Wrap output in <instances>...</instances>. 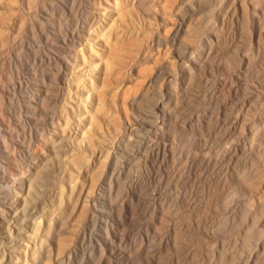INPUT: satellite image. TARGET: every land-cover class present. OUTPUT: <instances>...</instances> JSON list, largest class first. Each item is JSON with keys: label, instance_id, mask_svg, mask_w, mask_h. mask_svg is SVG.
I'll list each match as a JSON object with an SVG mask.
<instances>
[{"label": "rangeland", "instance_id": "1", "mask_svg": "<svg viewBox=\"0 0 264 264\" xmlns=\"http://www.w3.org/2000/svg\"><path fill=\"white\" fill-rule=\"evenodd\" d=\"M4 1H6V2L10 1L13 3L14 12L13 11H11L13 13L9 12V10H8L9 6L7 9H3V7L0 6V31L2 28H4V26H2V22L5 21L6 24L8 23L7 24L8 26L11 23V29H10L11 31L9 30L10 31L9 35H12V36H9L8 38H4L5 39L4 41L7 44L5 45V43L3 42L4 47L2 46L0 49V53L2 52L0 54V109H1L0 110V119L2 118L3 120H5V121L2 120L4 122L3 123L4 126H0V127L2 128L1 130L3 131L1 133V135L4 137L6 136L5 138L8 137L5 141V143L7 142L6 144H9V145H6V146H8L6 148L8 150L4 149L2 147L3 143L1 144V141L3 142V138L0 137V139H1L0 140V149H1L0 150V161H4L6 158H9V159H11V161H13L12 162L13 165H15L17 162V165H15L17 167V169L12 170V172L14 173V175H13L14 177H12L13 181L10 182V185L12 184L11 186L12 187L14 186L19 191L18 196H16V198H14L15 203L18 202L17 204H13L14 206L11 204L10 205L5 204L2 206V208L7 212L6 215H7V218L9 220L7 223H3L2 221H0V241L2 240V242L4 243V247L2 250L4 251L6 259H8L9 254H11V253H13V255H14V253L20 254L19 253V247L21 246V242L23 240H27L25 236L27 233L26 232L27 229H29L30 221H32L34 219L39 220L40 218L43 221L45 218L44 216H46V218L48 217V219L52 218L51 219L52 223L50 220V223L52 224L50 227L54 226L53 227L54 229L51 228L53 231L51 229L49 231L51 233V234L49 233L50 237L51 236L52 237L57 236L58 240H60L64 243V248L59 250L58 247H56L57 241H55V242L53 241L52 245L50 247L51 253H49L50 251H47V249L44 248V249H46L47 253L45 252V254L43 255L42 251H41L40 257H39L40 259L38 258V262H39L38 264H139V263L140 264H182L183 262L184 263L188 262V264H191V263L196 264V262H197V264H206L210 260L211 261L214 260V261H212L213 263L210 261L211 264H214L215 260L217 261L219 254L220 255L222 254L221 257L219 256L221 259L218 258L220 260H219V262H216L215 264H218V263L220 264V261H221V264H223L224 262H225L224 264H227L228 261H230V259H231V258H229L230 252L231 253L233 252L232 255L235 254V256H233V257L231 256L232 258H234V261H233V259L231 260V264L232 263L233 264H235V263L236 264L237 263L238 264H240V263L245 264L246 262L248 264H250V263L251 264H253V263L258 264L259 262H262V264H264V259H261L262 256L264 255L263 254L264 250L262 251V247L264 249V242H263L264 236H263V238H262V236H260V235H264V231H263V229H264V223H263L264 222V216H263L264 215V209L263 210L258 209L260 207L264 208V204H263L264 203V138L262 139V137H264V113H263L264 112V44H263L264 43V39H263L264 38V19H262L263 21H261V24H262V26L260 25L261 28H259L260 26L256 27V25L250 21L249 13H244L242 8H239V7H242L243 5L250 7L253 0H189L186 2H185V0H181L183 5L180 3H177L178 4L177 9L179 8V10L177 11V9H176L175 13L178 12V14H179L180 10H182L181 6L187 5L186 3H188V5L190 4L191 7L183 9V12L181 13V17H182L181 22L183 23V27L181 28V30L175 31L173 33V40H174L173 45H171V47L169 46V47H166L165 49H161L162 51H159V53L153 51V55L157 56L156 57L157 60L153 56L155 58V60H153V63L149 59H148L149 60L148 62L140 61L141 64H140V62H138V63L136 62V65L134 66V70L132 72L127 73V80L125 81L128 84V85H126V88L128 89V86H129V88L131 87L130 89L133 90L134 95L136 96V101L138 102V100H139L138 104L141 103L140 105L143 107L145 112L150 111V109H152L151 108V106L153 105L152 104L153 103L152 91H154L153 90L154 88H156V89L161 88L162 94H164L166 96H167V91H170V93H172V95L170 96V98L168 100L169 102L166 101L167 106L170 108V110H169L170 116L165 117L168 120H167L166 126L164 127V129H165L164 134L165 135H163V139L166 140L167 144L170 143L171 146L170 147L168 146V148L166 146V149H165L166 152H165V150L161 152V150H163V149L160 147L159 144L154 143V138L152 136L153 133H151V135L148 136L147 139L146 138H136V139H139L138 143H136L133 140V139H135V137H132V138L129 137L130 140L125 138L127 142H125V139H124V142H122V143L125 144L123 146H126V147H123L122 143H119V146H121V148L118 146V144H116V147L118 146V148H119V150H118V148L116 150L118 152L115 151V153H116L115 156H117V158L115 159L112 156L109 158V160L106 162V165L104 167L103 174L100 175V177H99L100 179L98 178L99 181H98V179H97L98 182L96 181V185H98V187L100 188V191L98 192L99 195H96V202L98 205H100L99 204L100 202L103 203L105 206L103 207L102 210L104 211V208L106 210L104 212L102 211V213H101V211H95L96 213H94V211H91L92 213H94V214L90 213V216L92 214V216H91L92 218L91 217L89 218L87 216L89 213H87V212L85 213V210L83 211L81 205L75 201V200H77V198H74V195L72 196L74 199H72V197H71V199H72L71 201H70V199H68L69 203L67 202L68 200L65 199L68 197L64 198L63 204L65 205L67 203L68 205H65V207H63L64 205H62L60 208L62 211H59L60 209H58V208L56 209L55 206L52 205L53 200H55L54 197H55V193H56L55 191L58 188L57 186L58 185L61 187L64 186L63 188H65L67 186L66 180L68 178H66L67 177L66 175H68V174H66V173H68V172L65 173V171L66 170L67 171L68 170L73 171L72 170L73 168H69V166L68 167L65 166V160H67L66 158H68V156H66V155H69V152L71 151L70 150L71 147L73 148V146H72L73 145V141H72V138H73L72 132L73 131L69 128L68 130H66L63 137L58 136V138H57V136H55L53 133H49L48 130L51 129L50 132H53V129L57 130L56 124L58 123V121L59 122L62 121L61 120L62 116H61L60 110L61 109L70 110L69 106H72V107L74 106L73 107L74 112L73 113L67 112L68 117L71 114L70 119L72 118L71 119L72 123H76V121L79 122V120L76 119L77 115L74 113H76V109H77L76 105H75V103H76L75 101H78V99L80 98L79 91H81V90H78V92H77V90L73 87V85H71L70 86L72 89V90H70L71 100L66 99V97H67L66 93L67 92L64 90L66 88V86L58 84L60 86L59 87L57 85V82H56L57 76L56 75H58V70H57V68H55L57 71L54 70L53 67H55V66H53V64L50 65V64H48V62L47 63L45 62L46 59L44 57V54H45L46 49L50 47L48 45L52 44V42L50 43L51 40L49 41L50 37L54 36V37H51V38H53V40H52L53 42L61 41L62 38H59V37L61 34H64V32L67 33L68 36L64 35L61 37L65 38V36H66V39L68 40V42L66 41L68 43V44L66 43V45H67L68 49H70L72 41H69V39H71L70 35L73 32L69 33V31H72V30L74 31V30L81 28V27L83 28V36L81 37L80 42L84 43V42H86V40H89L92 43H94L93 40H90L89 32L92 31V28L96 27L98 25V23H100L101 20L103 19V15H104V12H102L103 9L107 10V11L109 9H111V7H112L111 0H99V2L98 1L96 2L95 0L94 1L93 0H74L73 6H69L71 9L69 7L67 8V4H69L72 0H59V1L58 0H56V1L55 0H32L31 4H29L30 6L26 5V4H19L18 0H0V2H4ZM14 1H17V3L14 4ZM64 1H65V3L63 4ZM145 1H147V0H145ZM152 1L154 2L155 0H151V2L147 1V3L153 4ZM183 1L185 2V4ZM53 2L55 4H53ZM128 2H129L128 0H118V3L120 5H123V6H127ZM243 3H245V4H243ZM76 4H78L80 7ZM57 5H59V6H57ZM179 5H181V6H179ZM123 6H121V7H123ZM126 8H125V11L129 12L130 8L129 7H126ZM133 9L134 8H132V12L130 14L132 17L135 15L134 14L135 12H133L135 10H133ZM34 10H35V12H36V10H38V11L44 10L45 12L49 13L50 15L52 14L51 18H50V22L55 25V26H53V28L55 29V33H54V31H53L54 29H53L52 31H53L54 35L53 34H51L50 36L47 35L49 37L47 39V41L50 44L48 42H46V38L44 37L45 34L43 35L38 30L36 31V29H34L36 27L33 28L34 33H33V31L32 32L30 31V30H32L30 28V26H29L30 30L28 28V24L30 23V20H33L32 12L34 13ZM84 10H87V11H84ZM50 11H51V13H50ZM86 12L89 14H87ZM130 15H128V16L130 17ZM32 23L33 22L31 21V24ZM31 24H29V25H31ZM26 25H27V27H26ZM259 30L261 32H259ZM29 33L30 34L33 33V34H31L32 36L35 34L36 35L33 37V39H31V36ZM259 33H260V35H259ZM23 34L24 35L26 34V35L24 36ZM58 34H60V35H58ZM55 35H56V37H55ZM256 36H258V37H256ZM36 37H37V39H36ZM8 39H10V40L8 41ZM34 39L37 40L36 43L34 42L35 41ZM19 40H21L20 42H22L23 45L25 44V47L22 45V43L19 42ZM27 40H29V41H27ZM206 41H208L209 44L208 43L205 44ZM27 42H28V44H27ZM210 44H211V47L207 46ZM17 45L19 46V48L17 47ZM37 45L39 48L37 47ZM256 45H259L258 46L259 49L257 48ZM27 46H30V48ZM40 46H43L42 48H44L45 50L43 49L44 50L43 51ZM203 46H205V47H203ZM20 47H21V50H20ZM35 47H37V48L33 50V48H35ZM84 47H85V45L82 44V49H84ZM209 47H210V49H208ZM78 48H79V46H78ZM194 48H196V49H194ZM25 49H26V51H25ZM39 49H41V50H39ZM31 50H33V52ZM35 50H36V52L39 50L40 53L42 52L41 54L44 53L43 56L38 52V53H36V54H38V55H36L37 57H33L35 54L34 53ZM200 50L202 51L201 55L203 54V56H201L200 58H201L202 63L203 62L204 63H203V65H201L202 63H200V65L198 66L199 68L197 67L196 69L191 67L193 69L192 70V69H190V65H187L186 62L189 64V59L193 58V56L197 55L196 56V58H197L198 57V51H200ZM29 51H31V52H29ZM248 52H249V54H248ZM245 53H246V57H245ZM150 54H151V52H150ZM242 54H243V57H242ZM14 55L17 57H15ZM39 55H41L43 57V59L41 58V56L39 57ZM15 58H16V60H15ZM19 58L21 60H19ZM33 58H35V59H33ZM196 58L194 57V59H196ZM247 58L250 61L247 60ZM18 60L21 62H19ZM13 62H15V63H13ZM162 63L166 64V67L164 68V66H162L163 67L162 70H159L161 73L160 72L156 73L157 79H156V82H154V85L152 83L149 86V89H143V90L139 89L138 90L136 88L137 87L136 82L134 83V82H132V80L134 78H144V77H148V76L152 75L154 71L155 72L158 71L159 68L157 69V71H156V68L158 65L161 66ZM47 65L49 66V68ZM50 66H51V68H50ZM200 66H201V68H200ZM187 69L192 70V74L190 73L191 71L189 72ZM30 70H32V72ZM164 70L166 72H169L170 74L175 75L178 78L177 81H179V82H176V84H175L176 86L174 85L175 87L173 86V84H171L172 86L169 84V82H168L169 78H167V75H165ZM16 72L18 73V76H19L18 79L20 78L19 80L17 79ZM188 73H190L193 76H190V74H188ZM34 75L36 78L34 77ZM6 76H8V77H6ZM188 76H190L191 78ZM229 76H230V78L233 77L232 79H235V78H237L236 76H238L240 78V80H238V81L232 80V81H235V82H232V81H229L228 79H226V80H228L227 81V87H229L226 90L224 88H227V87H224L222 84L223 80H225L223 78H225V77L229 78ZM128 77H130V78H128ZM55 78H56V80H55ZM166 78H167V80H166ZM182 78H183V80H182ZM49 79H50V81H49ZM17 80H18V83L21 80L20 81L21 84H18ZM180 80L182 81V83H184V84L186 83L185 86H184V84L181 83ZM24 83H25V85H24ZM203 83L205 84V86ZM55 84H56V86H58L57 88H56ZM251 84L253 86L257 87L256 88L257 90H255V92H253V93L251 92L252 90L249 91V89H251L250 87L252 86ZM44 85H46L47 87ZM178 85L179 86L183 85V87L181 86L182 88L180 87L182 89V90L180 89L181 91L179 89H178L179 91L174 89V88H176V89L179 88ZM53 87H55V88H53ZM7 88H9V89H7ZM12 88L14 91L12 90ZM135 88H136V90H135ZM19 89H21V90H19ZM221 89H224V90L221 91ZM233 89H235V90H233ZM9 90H10V92H9ZM46 90H47V92H46ZM56 90H58V91H56ZM184 90H186V91H184ZM175 91H178V93H176ZM12 92L15 94H13ZM64 92H66V93H64ZM8 93H9V95H8ZM254 93H258V94H254ZM143 94H144V96H142ZM174 94H177V95H174ZM40 95H41V97H39ZM146 95H148V96H146ZM10 96H13V97H10ZM29 96H33V98H35V96H38V99L42 98L41 100H43L45 98L44 101L41 102V100L39 101L36 97V101L38 103H41V104L43 103L44 105L42 104L43 107H41V105H39L38 111L35 112L36 115L34 114V117L36 116L35 118L34 117L28 118V116L31 117V115L28 113L26 114L25 108L23 107L24 102H22V101H24V98H25V100L30 99L31 97L28 98ZM195 96H197V97H195ZM224 96H225V98H224ZM228 96H230V97H228ZM138 97H139V99H137ZM221 98H223V100H222L223 104L219 100H218V103H216L215 99L221 100ZM80 99H82V98H80ZM229 99H230V101H229ZM247 99L250 101H248ZM79 101H81V100H79ZM258 101H259V103H257ZM260 101H261V103H260ZM251 102H254V103H251ZM107 104H110V103L108 102ZM206 104H207V106H206ZM252 105L253 106L255 105V106L253 107ZM44 107H46L45 109H47V110H43ZM191 107H192V109H191ZM125 108H126V112L128 113V118L125 119V115H124L123 110H120L121 111L120 116L123 117L124 121H127V122L132 121L133 115L131 114V111H133V110H131V108L127 107V106H125ZM196 112H197V115H196ZM201 112L202 113L205 112V113H203L204 115ZM38 113L41 114V115L39 114V117H38ZM58 113L60 114V117H59ZM14 114H15V116H14ZM136 114L139 115V113H136ZM20 115H22L21 118H20ZM75 115H76V118H75ZM115 115L116 114H114L112 116L113 121L116 118ZM199 116H201V117H199ZM137 117L139 118V116H137ZM169 117H170V120H169ZM25 119H27V120L25 121ZM195 119L197 122L195 121ZM221 119H223V120H221ZM261 119H263V120H261ZM18 120H20V121H18ZM5 122H6V124H5ZM49 122L53 123L54 125L52 124L53 126H51ZM198 122H200V123H198ZM114 124L115 123L112 122L111 126L108 127V129H112V126ZM251 124H253V126ZM257 124H258V127H257ZM188 125H189V127H188ZM33 126H36V127H33ZM36 128H38V129H36ZM221 128H223V129H221ZM199 129H201V130H199ZM105 130H106V128H105ZM214 132H215V134H214ZM252 132L255 134L253 135ZM173 134L175 135V137ZM176 134H178V135H176ZM51 136H53V137H51ZM215 136H216V138H215ZM223 136H225V137H223ZM5 138H4V140H5ZM231 138H232L233 142L230 141ZM128 140H129V142H128ZM140 140L144 143H141ZM256 140H257V142H256ZM173 141L175 142V144L173 143ZM192 141H194V142H192ZM119 142H121V141H119ZM196 142H198V143H196ZM152 143H154L153 147L148 146ZM203 143H205V144H203ZM138 144L142 145V146L144 144H147L146 146H148V147H145V146L141 147ZM173 144L176 146H174ZM155 145H157V146H155ZM217 146H218V148H217ZM243 146H244V148H243ZM155 147H160V148L157 149ZM171 147L174 149H172ZM180 147H183V148H180ZM234 147L236 148V150ZM138 148H139L140 152L138 151ZM141 148L142 149L144 148V149L142 150ZM150 149L153 150V152L152 151L151 152L154 155L150 152ZM156 149L159 151H157ZM176 149H177V151H176ZM154 150L157 152H155ZM178 150L180 152H178ZM203 151H205V152H203ZM254 151H255V154H254ZM17 152L19 154H17ZM216 153H217V155H215ZM240 153H242V154H240ZM13 155L16 158H14ZM182 155H184V156H182ZM203 155H205V156H203ZM64 156H65V158H64ZM218 157H220V158H218ZM14 159H15V162H14ZM202 159H203V161L201 162ZM222 159H224V160H222ZM206 161H208V162H206ZM239 161H240V163H239ZM251 161H253V163ZM250 163H251V165H250ZM237 165H238V167H237ZM15 166H14V168H16ZM241 168H243V170ZM215 169H216V171H215ZM250 169H251V171H250ZM254 169H256V170H254ZM19 170H21L23 172H21ZM148 170H150V171H148ZM239 170H242V171H240V173H239ZM237 171H238V173H237ZM244 171H245V173L242 174V172H244ZM252 171H253V173H252ZM18 172H19V174H18ZM258 172H259V174H258ZM72 174L74 175V173H72ZM242 175H245V177H243ZM237 176L239 178H237ZM257 177L259 179H256ZM72 178H73V176H72ZM74 178L76 181L79 179V178L76 179V177H74ZM240 178L244 179L245 181L244 180L242 181V179H240ZM251 180L256 182L255 184H257V185H253L254 182ZM171 181L174 184L171 183ZM31 182H32V185H31ZM243 182H245V184H248L250 182L249 185H251V187L249 185H247V186H248V188L250 187L253 190L252 189L248 190L247 186L244 185ZM29 183L31 185L30 187H29ZM127 183H128V185H127ZM54 184H56L57 186ZM163 184H164V187H163ZM172 184H173V186H172ZM206 184H208V185H206ZM86 185H85V187H86ZM88 185H91V184L88 183ZM55 186L57 187L56 189H55ZM88 187L89 186H87L85 189H87ZM101 188L103 190H101ZM107 188L110 189L111 192H108L109 190ZM160 188H162L163 190ZM167 188L168 189L170 188V189L168 190ZM177 188H178V190H177ZM192 188H194V189H192ZM182 190H184V191H182ZM231 192L233 194H231ZM175 194H176V196H175ZM201 194H203V195H201ZM31 195H32V199L30 200L29 198L31 197ZM52 195H53V197H52ZM223 195L226 197H224ZM236 195H237V197H236ZM157 196H158V198H157ZM160 196H161V198H160ZM162 196L165 200L162 198ZM227 196H229V198ZM21 197H22V199H26L25 204L21 200ZM168 197L171 199H168ZM197 197H199V198L197 199ZM51 198H53V199H51ZM222 198L223 199L225 198L226 201H225V199L223 201ZM245 200L247 202H244ZM72 201H74V202H72ZM131 201H132V203H131ZM173 202H175V203H173ZM140 203H142V204H140ZM153 204H154V206H152ZM160 204L162 206L163 205L164 206L162 207ZM171 204H172V207H171ZM248 204H250V205L252 204V205L249 207ZM51 205H52V207H51ZM238 205H240V206H238ZM260 205H262V206H260ZM85 206H86V202L84 203V207ZM150 206L152 208H150ZM174 206L177 207V209ZM14 207H16V208H14ZM166 207H167V210H166ZM51 208H54L55 211L53 209L51 210ZM163 208H165V209H163ZM223 208H224V210H223ZM98 209L100 210V208H98ZM146 210H147V212H146ZM164 210H165V212H164ZM259 210H261V211H259ZM152 211H153L154 215L152 214ZM257 211H258V213H260V216L256 214ZM53 212H54V214H53ZM168 212H169V214H168ZM253 212L257 215V217L258 216L261 217L262 220L259 218L257 219L254 216L255 214ZM57 213H59V214L61 213V215L59 216V214H58V216H59L58 217ZM161 213H163V214H161ZM164 213L166 215H164ZM167 214H168V216H167ZM251 214H253L252 217H251ZM220 215L221 216L223 215L222 218ZM42 216H43V218H42ZM160 216L165 217L167 220L165 218L164 219L161 218V221L158 223ZM241 216H243V217H241ZM99 217L101 219L103 218L104 220H100ZM245 217L247 219H244ZM157 218H158V221H157ZM183 218H185V219H183ZM251 218H252V221L255 218L256 222H252V224L254 223L255 227L253 228L252 226H250L253 228L250 231L249 229H247L248 226H245V223H246V225H252L251 224ZM148 219H150V220H148ZM238 219L239 220L241 219L242 222H240L241 220L238 221ZM163 220L164 221L166 220L167 222L165 221V224H163L164 223ZM224 220H225V223H224ZM248 220H249L250 224H248V222H247ZM259 220H260V224H259ZM54 222H55V224H54ZM161 222H163V223H161ZM184 222H186V223H184ZM152 223L155 225H153ZM255 223H258V224H255ZM156 224L157 225L160 224L159 226H157L158 232L154 229L155 227L154 228L152 227V228L156 232L150 227L151 225L156 226ZM46 225H47V223L42 222V227L40 226L41 227L40 230L38 229L36 231L40 235L39 236L36 233L38 235V237H43L42 239L46 238L44 233H43V230L46 231V229H45V227H47ZM106 225H107V227H106L107 230L104 228ZM256 225H257V228L261 227L263 229L262 230H261V228H260V230L257 229ZM258 225H259V227H258ZM61 226H62V228H61ZM136 226H138V227H136ZM160 226H161V229H160ZM7 227H9V228L7 229ZM157 227H156V229H157ZM176 227H178V228H176ZM111 228H112V231H111ZM163 228L165 230L166 229H168V230L165 231ZM243 228H246V229H244V231L248 230V232L247 231H245V232H247L246 233L247 235L249 234L248 235L249 237L251 236L250 234H252V236H253L254 232L256 233V234H254L253 237L251 236L253 239H250L251 237L248 239L246 238L247 236L244 235L245 232L242 231ZM113 229H114V231H113ZM254 229L255 230L257 229V231H255ZM130 230H131V232H130ZM160 230H161V232H159ZM253 230H254V232H253ZM106 231L109 232L111 238L109 237V235H108V238H106L107 237L106 234L108 233ZM163 231H165V232H163ZM260 231H263V232H261L262 234H260ZM105 232H106V234L104 235ZM113 232H115V233H113ZM147 232H148V234H147ZM251 232H253V233H251ZM258 233H259V235H258ZM127 234H129V235H127ZM155 235L157 237H155ZM158 235H160L159 238H158ZM239 235H240V237H239ZM241 235H244V238H242L243 236H241ZM7 236H10V240H9V238H7ZM190 236H191V238H189ZM150 238H152L153 240ZM222 238L224 239V241ZM245 238L248 241L251 240V242L250 241L248 242L247 240H246L247 241L246 242ZM220 239H222V240H220ZM234 239L235 240L237 239V240L235 241ZM256 239H257V245L255 244ZM147 240H149V241H147ZM151 240L153 242H151ZM166 240H167V242H165ZM125 241H126V243H125ZM212 241L213 242L215 241L214 243H216V242L217 243L214 244ZM231 241L232 242L235 241V242L232 244ZM244 241L246 243H248L249 247L252 243L250 248L248 246L245 247L247 250L244 247L240 248V244L242 242H243L241 244L242 246L245 244ZM258 241H260V242H258ZM144 242H146V243H144ZM220 242L225 243V245L222 244V246L224 248L221 247ZM49 243L51 244L50 241H49ZM249 243H250V245H249ZM258 243L260 246L258 245ZM253 244H255L256 246ZM98 245H100L102 247H100V246L98 247ZM159 245H160V247H159ZM245 245H247V244H245ZM121 247H123V248H121ZM231 247H232V250H231ZM256 247H257V249H256ZM11 248L13 251H11ZM145 248H146V250H145ZM225 248H227V251H225L226 250ZM44 249H42L43 253L45 251ZM69 249L72 250V254H70V255L67 253L69 251ZM223 249H225V250H223ZM236 249H238V250H236ZM242 249L244 251H242ZM144 250H145V252H144ZM150 250H151V252H150ZM156 250L157 251L159 250V251L157 252ZM255 250L256 251L260 250L259 252L262 256H260V254L258 252H256ZM74 251H75V253H74ZM220 251H222L223 253H221ZM239 251H241V252H239ZM226 252L227 253L229 252V254H227ZM237 252H239V253H237ZM48 253L51 254V256ZM236 253L239 254V255H237V257H236ZM47 254H48V257L46 256ZM224 254H227L229 256L225 255V256H227V257H225V256H223ZM129 255H131V257ZM210 255H211V257H213V258L215 257V258L210 259L211 258ZM222 256L224 257V262L222 261L223 260ZM256 256L257 257L260 256L261 258L260 257L257 258ZM10 257H13V256H10ZM191 257H193V258H191ZM207 258H208V261H207ZM226 258L227 259L229 258L227 262H226ZM247 258H248V260H247ZM263 258H264V256H263ZM165 259H167V260H165ZM250 259H253V260L251 261ZM254 259L255 260L259 259L258 260L259 262L255 261ZM1 260H2V258H1V253H0V261ZM249 260H250V262H249ZM169 261H171V262H169ZM255 262H257V263H255ZM7 264H15V263H14V261H8Z\"/></svg>", "mask_w": 264, "mask_h": 264}, {"label": "bare ground", "instance_id": "2", "mask_svg": "<svg viewBox=\"0 0 264 264\" xmlns=\"http://www.w3.org/2000/svg\"><path fill=\"white\" fill-rule=\"evenodd\" d=\"M19 1V4H26V5H29V4H31V2H32V0H18ZM56 1V0H55ZM59 1V0H58ZM73 1L74 0H72L69 4H67V8L69 7V6H73ZM94 1V0H93ZM96 2L98 1L99 2V0H95ZM129 2H128V5L127 6H123V5H120L119 3H118V0H111V5H112V7H111V9H109L108 11L107 10H104L103 9V11L102 12H104V15H103V19L101 20V22L100 23H98V25L96 26V27H94V28H92V31H90L89 32V35H90V40H93V42L94 43H92L91 41H89V40H86V42H80L81 40V37L83 36V28L81 27V28H78V29H76V30H72V31H69V33L70 32H73V33H71V35H70V38L71 39H69V41H72L71 42V47H70V49H68V47H67V45H66V43L68 42V40L66 39V36H65V38H63V37H61V36H64V35H67V33H65L64 32V34H58V35H60V37L59 38H62V40L61 41H55V42H53L52 40H53V38H51V37H54V36H51L50 37V39H49V41H50V43L52 42V44H50L48 41H47V39L49 38L47 35H51V34H53V31H54V33H55V29L53 28V26H55L53 23H51L50 22V18H51V15L49 14V13H47V12H45L44 10H42V11H38V10H36V12H35V10H34V13L32 12V14H33V20H30V23L29 24H31V21L33 22L31 25H29L28 24V28H29V26H30V28L32 29V30H30V28H29V30L32 32L33 31V28L34 27H36V28H34V29H36V31L38 30L41 34H45L44 35V37L46 38V42H48L50 45H48V46H50L49 48H47L46 49V51H45V54H44V57H45V59H46V63L48 62V64H53V66H55V67H53L54 68V70H56L55 68H57V70H58V75H56L57 76V85L59 84V85H63V86H66V88L64 89L66 92H64V93H66V99H68V100H71V97H70V90H72L71 89V85H73V87L77 90V92H78V90H81V91H79V95H80V98H82V99H78V101H75L76 103H75V105H76V113H74V114H76L77 115V118H76V115H75V118L77 119V120H79V122H77L76 121V123H72V121H71V119H70V115H69V117H68V114H67V112H71V113H73L74 111H73V107L72 106H69V109L70 110H68V109H61L60 111H61V116H62V118H61V122H59L57 119V121H58V123L56 124V127H57V130H55V129H53V132H50V130H48L49 131V133H53L55 136H57V138H58V136L59 137H63V135H64V133L66 132V130H68L69 128L73 131L72 133H73V135H72V141H73V148L71 147V151L69 152V155H66V156H68V158H66L67 160H65L64 158H65V156H64V160H65V166H69V168H73L72 170L73 171H71V170H66L65 171V173L66 172H68V173H66V174H68V175H64L66 178H68L67 180H66V182H67V186L65 187V188H63V187H61V186H57L56 184H54V185H56L55 186V189H56V193H55V200H53V203H52V205L53 206H55V208L57 209H60L61 208V206L62 205H64L63 204V200H64V198L65 197H68V198H65V199H70V201L72 200V199H74V198H77V200H75L76 202H78V204H80L81 205V207H82V209H83V211L85 210V213L87 212V213H89L87 216L90 218L91 216H92V214H94V213H96L95 211H101V213H102V209H103V207L105 206L103 203H99L100 205H98L97 204V202H96V195H99V191H100V188L98 187V185H96V181H97V179L100 177V175H102L103 174V172H104V167H105V165H106V162L109 160V158L112 156V157H114L115 159L117 158V156H115V151L117 150V148H118V146H119V143H122V142H124V139L125 138H127V139H129V137L130 138H132V137H135V139H133L136 143H138L139 141V139H136V138H148V136H150L151 135V133H153V138H154V143L155 144H159L160 145V147L163 149V150H161V152L162 151H164L165 149H166V146H167V148H168V146L170 147L171 145H170V143L169 144H167L166 143V140H164L163 139V135H165L164 134V127L166 126V124H167V118H165L166 116L168 117V116H170L169 114V110H170V108L167 106V102H169L168 100H169V98H170V96L172 95V93H170V91H167V96L166 95H164V94H162V90H161V88L160 89H156V88H154L153 90L154 91H152V96H153V107L151 106V108L152 109H150V111H146L145 112V110L143 109V107L140 105V104H138V102H139V100H138V102L136 101V96L134 95V92H133V90L132 89H130L129 88V86H128V89L126 88V85H128L125 81L127 80V73H129V72H132L133 70H134V66L136 65V62L138 63V62H140V61H143V62H148L149 60L150 61H152V63H153V60H155V58L157 57V56H155V55H153V51L154 52H157V53H159V51H162L161 49H165L166 47H171V45H173V42H174V40H173V33L175 32V31H178V30H181V28L183 27V23L181 22V20H182V17H181V13L183 12V9H186V8H188V7H191L190 6V4L188 5V3H186L187 5H184V6H181V5H179V6H181L182 7V10H180V12H179V14H178V12H176L175 13V11H176V9H177V7H178V4L177 3H180V4H182L183 5V3H182V1L180 2L179 0H155L154 2H153V4H148L147 3V1H149V2H151V0H147V1H145V0H128ZM186 1H189V0H185V2ZM41 2V1H40ZM184 2V1H183ZM185 2H184V4H185ZM17 3V1H14V4H16ZM43 3V2H42ZM51 3V2H50ZM62 3V2H61ZM65 3V1L63 2V4ZM240 3V2H239ZM53 4H55L54 2H53ZM243 4H245V3H243ZM41 5V4H40ZM44 5V4H43ZM42 5V6H43ZM50 5V4H49ZM76 5H78V4H76ZM0 6H2L3 7V9H7L8 8V6H9V12L10 13H13L14 12V6H13V3L12 2H10V1H4V2H0ZM30 6V5H29ZM45 6V5H44ZM56 6V5H55ZM57 6H59V5H57ZM79 6V5H78ZM121 6H123V7H121ZM34 7V6H33ZM41 7V6H40ZM51 7V6H50ZM80 7V6H79ZM126 7H129L128 9H129V12H126L125 11V8ZM264 0H253L252 1V3H251V5H250V7H247L246 5H243L242 7H239V8H242V10H243V12L244 13H249V17H250V21L253 23V24H255L256 25V27H259L260 25L262 26V24H261V21H263L262 19H264ZM56 8V7H55ZM70 8V7H69ZM73 8V7H72ZM123 8V9H122ZM132 8H134L133 10H135V11H133V12H135L133 15V17L130 15L131 14V12H132ZM37 9V8H36ZM41 9V8H40ZM45 9V8H44ZM47 9V8H46ZM63 9V8H62ZM71 9V8H70ZM79 9V8H78ZM127 9V8H126ZM49 10V9H48ZM131 10V11H130ZM179 10V8L177 9V11ZM241 10V11H242ZM11 11H13V12H11ZM75 11V10H74ZM84 11H87V10H84ZM89 11V10H88ZM31 12V11H30ZM54 12V11H53ZM71 12V11H70ZM80 12V11H79ZM50 13H51V11H50ZM87 13V12H86ZM31 14V13H30ZM87 14H89V13H87ZM128 15H130V17L128 16ZM132 17V18H131ZM29 19V18H28ZM20 20V19H19ZM248 20V19H247ZM16 21V20H15ZM14 21V22H15ZM29 22V21H28ZM13 23V22H12ZM251 23V24H252ZM8 24V23H7ZM6 24V22L5 21H3L2 22V26H4V28H2L1 29V31H0V49H1V47L3 46L4 47V45H3V42L5 43V39L4 38H8L9 36H12V35H9L10 34V29H11V23H10V25L8 26ZM14 24V23H13ZM7 25V26H6ZM16 26V25H15ZM76 26V25H75ZM254 26V25H253ZM261 26L259 27V28H261ZM26 27H27V25H26ZM255 27V28H256ZM13 28V27H12ZM27 28V29H28ZM75 28V27H74ZM258 28V29H259ZM14 29V28H13ZM23 29V28H22ZM54 29V30H53ZM71 29V28H70ZM69 29V30H70ZM10 30V31H9ZM53 30V31H52ZM68 30V29H67ZM259 32H261L260 30H259ZM33 33H34V31H33ZM33 33H31V34H33ZM38 33V32H37ZM30 34V33H29ZM30 34V36H31V39H33V37L36 35H31ZM256 34V33H255ZM258 34V33H257ZM24 35V34H23ZM26 35V34H25ZM24 35V36H25ZM54 35V34H53ZM259 35H260V33H259ZM258 35V36H259ZM29 36V37H30ZM68 36V35H67ZM258 36H256V37H258ZM41 37V36H40ZM55 37H56V35H55ZM44 38V39H45ZM69 38V37H68ZM217 38V37H216ZM215 38V39H216ZM11 39V38H10ZM10 39H8V41L10 40ZM14 39V38H13ZM12 39V40H13ZM21 39V38H20ZM36 39H37V37H36ZM207 39V38H206ZM264 39V38H263ZM11 40V41H12ZM35 40V39H34ZM33 40V41H34ZM41 40V39H40ZM60 40V39H59ZM7 41V42H8ZM21 40H19V42H20ZM27 41H29V40H27ZM36 41L37 40H35L34 42L36 43ZM39 41V40H38ZM67 41V42H66ZM24 42V41H23ZM40 42V41H39ZM45 42V43H46ZM213 42V41H212ZM259 42V41H258ZM20 43H22V42H20ZM32 43V42H31ZM34 43V44H35ZM47 43V44H48ZM70 43V42H69ZM208 43V41H206L205 42V44H207ZM256 43V42H255ZM7 43H5V45H6ZM9 44V43H8ZM17 44V43H16ZM27 44H28V42H27ZM30 44V43H29ZM68 44V43H67ZM82 44H84L85 45V47H84V49H82ZM204 44V45H205ZM209 44V43H208ZM260 44V43H259ZM264 44V43H263ZM15 45V44H14ZM22 45H23V43H22ZM46 45V44H45ZM70 45V44H69ZM203 45V44H202ZM24 47H25V44L23 45ZM36 46V45H35ZM78 46H79V48H78ZM207 46H210L211 47V44L210 45H207ZM249 46V45H248ZM257 46V48H258V46L259 45H256ZM263 46V45H262ZM16 47V46H15ZM14 47V48H15ZM17 47L19 48V46L17 45ZM22 47V46H21ZM21 47H20V50H21ZM27 47H29L30 48V46H27ZM37 47H38V45H37ZM37 47H35V48H33V50L34 49H36ZM41 48L43 47V46H40ZM46 47V46H45ZM164 47V48H163ZM203 47H205V46H203ZM210 47L208 48V49H210ZM246 47V46H245ZM252 47V46H251ZM39 48V47H38ZM7 49V48H6ZM32 49V48H31ZM44 48H42V50H43ZM194 49H196V48H194ZM199 49V48H198ZM204 49V48H203ZM251 49V48H250ZM259 49V48H258ZM257 49V50H258ZM17 50V49H16ZM30 50V49H29ZM33 50H31L32 52H33ZM39 50H41V49H39ZM39 50L36 52V50H35V54H34V56L33 57H37L36 55H38V54H36V53H38L39 52ZM45 50V49H44ZM43 50V51H44ZM151 52V54H150V52ZM202 50V49H201ZM200 50V51H201ZM207 50V49H206ZM2 51V50H1ZM14 51V50H13ZM25 51H26V49H25ZM31 51H29V52H31ZM200 51H198V57L196 58V56H193V58H190L189 59V64L186 62V64L187 65H190V69H192V68H194V69H196L199 65H200V63H202V61H201V56H203V54L201 55V53H202V51L200 52ZM204 51V50H203ZM209 51V50H208ZM15 52V51H14ZM28 52V53H29ZM68 52V53H67ZM195 52V51H194ZM244 52V51H243ZM242 52V53H243ZM2 53V52H1ZM0 53V54H1ZM4 53V52H3ZM40 53V52H39ZM42 53V52H41ZM40 53V54H41ZM251 53V52H250ZM18 54V53H17ZM16 54V55H17ZM30 54V53H29ZM32 54V53H31ZM43 54H41L42 56H43ZM155 54V53H154ZM165 54V53H164ZM193 54V53H192ZM239 54V53H238ZM244 54V53H243ZM243 54H242V57H243ZM248 54H249V52H248ZM41 55H39V57L41 56ZM236 55V54H235ZM241 55V54H240ZM262 55V54H261ZM2 56V55H1ZM15 56V55H14ZM13 56V57H14ZM31 56V55H30ZM41 56V58L43 59V57ZM155 58H154V57ZM234 56V55H233ZM15 57H17V56H15ZM194 57L196 58V59H194ZM240 57V56H239ZM245 57H246V53H245ZM253 57V56H252ZM32 58V57H31ZM33 59H35V58H33ZM41 59V60H42ZM149 59V60H148ZM255 59V58H254ZM2 60V59H1ZM15 60H16V58H15ZM19 60H21L20 58H19ZM18 60V61H19ZM156 60H157V58H156ZM204 60V59H203ZM243 60V59H242ZM247 60H249L248 58H247ZM233 61V60H232ZM231 61V62H232ZM250 61V60H249ZM19 62H21V61H19ZM18 62V63H19ZM13 63H15V62H13ZM41 63V62H40ZM45 63V64H46ZM135 63V64H134ZM151 63V64H152ZM155 63V62H154ZM204 63V62H203ZM203 63L201 64V65H203ZM247 63V62H246ZM140 64H141V62H140ZM143 64V63H142ZM28 65V64H27ZM33 65V64H32ZM30 66V65H29ZM48 66V65H47ZM138 66V65H137ZM140 66V65H139ZM162 66H164V68L166 67V64H161V66L160 65H158L157 66V68H156V71H157V69H158V71L157 72H153V74L152 75H150V76H148V77H144V78H134L133 80H132V82H136V84H137V89L139 90V89H141V90H143V89H149V86L153 83V85H154V82H156V79H157V75H156V73H158V72H160L159 70H162ZM246 66V65H245ZM192 67V68H191ZM48 68H49V66H48ZM50 68H51V66H50ZM188 68V67H187ZM199 68V67H198ZM200 68H201V66H200ZM241 68V67H240ZM256 69V68H255ZM16 70V69H15ZM18 70V69H17ZM33 70V69H32ZM32 70H30L31 72H32ZM50 70V69H49ZM56 70V71H57ZM191 74H192V70H189V69H187ZM53 71V70H52ZM165 71V70H164ZM35 72V71H34ZM151 72V71H150ZM161 73V72H160ZM190 73H188V74H190ZM255 73V72H254ZM16 74H17V79H18V73L16 72ZM33 74V73H32ZM31 74V75H32ZM55 74V73H54ZM190 74V76H193V75H191ZM251 74V73H250ZM52 75V74H51ZM165 75H167V78H169L168 79V82H169V84L171 85V84H173V86L176 84V82H179V81H177L178 80V78L175 76V75H173V74H170L169 72H166L165 71ZM244 75V74H243ZM33 76V75H32ZM190 76H188V77H190ZM6 77H8V76H6ZM16 77V76H15ZM34 77H35V75H34ZM33 77V78H34ZM52 77V76H51ZM237 78H235V79H232V78H230V76H229V78H227V77H225V78H223V79H225V80H223V86L224 87H227V81L229 80V81H232V80H240V78L238 77V76H236ZM36 78V77H35ZM128 78H130V77H128ZM167 78H166V80H167ZM191 78V77H190ZM20 79V78H19ZM18 79V80H19ZM226 79H228V80H226ZM18 80H17V83H18ZM54 80V79H53ZM55 80H56V78H55ZM54 80V81H55ZM182 80H183V78H182ZM21 81V80H20ZM20 81H19V83L18 84H21L20 83ZM44 81V80H43ZM49 81H50V79H49ZM52 81V80H51ZM130 81V80H129ZM181 81V80H180ZM192 81V80H191ZM197 81V80H196ZM200 81V80H199ZM215 82V81H214ZM232 82H235V81H232ZM244 82V81H243ZM23 83V82H22ZM50 83V82H49ZM48 83V84H49ZM126 83V84H125ZM181 83H182V81H181ZM8 84V83H7ZM46 84V83H45ZM182 84H184V83H182ZM186 84V83H185ZM185 84H184V86H185ZM204 84V83H203ZM232 84V83H231ZM24 85H25V83H24ZM47 85V84H46ZM46 85H44V86H46ZM58 85V86H59ZM134 85V84H133ZM169 85V86H170ZM194 85V84H193ZM246 85V84H245ZM244 85V86H245ZM252 85V84H251ZM256 85V84H255ZM9 86V85H8ZM7 86V87H8ZM16 86V85H15ZM55 86H56V84H55ZM58 86H56V88L58 87ZM172 86V85H171ZM176 86V85H175ZM174 86V87H175ZM182 87H183V85H181ZM181 86H179L178 85V87L179 88H174L175 90H180L182 87ZM204 86H205V84H204ZM241 86V85H240ZM2 87V86H1ZM12 87V86H11ZM18 87V86H17ZM47 87V86H46ZM60 87V86H59ZM62 87V86H61ZM81 87V88H80ZM134 87V86H133ZM181 87V88H180ZM223 87V88H224ZM231 87V86H230ZM53 88H55V87H53ZM63 88V87H62ZM126 88V89H125ZM136 88H135V90H136ZM229 87H227V88H224V89H228ZM234 88V87H233ZM247 88V87H246ZM245 88V89H246ZM251 89H249V91H251L252 93L253 92H255V90H257L256 88V86H251L250 87ZM7 89H9V88H7ZM11 89V88H10ZM61 89V88H60ZM134 89V88H133ZM184 89V88H183ZM217 89V88H216ZM224 89H221V91L222 90H224ZM4 90V89H3ZM12 90H13V88H12ZM19 90H21V89H19ZM151 90V89H150ZM178 90V91H179ZM182 90V89H181ZM180 90V91H181ZM233 90H235V89H233ZM14 91V90H13ZM56 91H58V90H56ZM178 91H175L176 93H178ZM184 91H186V90H184ZM244 91V90H243ZM9 92H10V90H9ZM44 92V91H43ZM46 92H47V90H46ZM45 92V93H46ZM63 92V91H62ZM141 92V91H140ZM226 92V91H225ZM262 92V91H261ZM13 93V92H12ZM40 93V92H39ZM137 93V92H136ZM145 93V92H144ZM148 93V92H147ZM205 93V92H204ZM5 94V93H4ZM13 94H15V93H13ZM227 94V93H226ZM254 94H258V93H254ZM7 95V94H6ZM8 95H9V93H8ZM7 95V96H8ZM12 95V94H11ZM33 95V94H32ZM38 95V94H37ZM78 95V96H79ZM150 95V94H149ZM174 95H177V94H174ZM210 95V94H209ZM223 95V94H222ZM221 95V96H222ZM140 96V95H139ZM142 96H144V94L142 95ZM146 96H148V95H146ZM151 96V97H152ZM179 96V95H178ZM208 96V95H207ZM233 96V95H232ZM3 97V96H2ZM10 97H13V96H10ZM31 97V98H30ZM36 97H37V99H38V96H35V98H33V96H29L28 98H30V99H27V100H25V98H24V101H22V102H24V104H23V107L25 108V112H26V114L28 113V114H30L31 115V117H29L28 115V118H33L34 117V114H35V112L36 111H38V108H39V105H41V107H43V105L41 104V103H38L37 101H36ZM39 97H41V95L39 96ZM65 97V96H64ZM195 97H197V96H195ZM228 97H230V96H228ZM236 97V96H235ZM253 97V96H252ZM145 98V97H144ZM167 98V99H166ZM205 98V97H204ZM217 98V97H216ZM224 98H225V96H224ZM13 99V98H12ZM11 99V100H12ZM21 99V98H20ZM42 99V98H41ZM41 99H38L39 101L41 100ZM45 99V98H44ZM44 99L43 100H41V102L42 101H44ZM137 99H139V97L137 98ZM151 99V98H150ZM214 99V98H213ZM249 99V98H248ZM247 99V100H248ZM2 100V99H1ZM15 100V99H14ZM23 100V99H22ZM79 100H81V101H79ZM165 100V101H164ZM203 100V99H202ZM211 100V99H210ZM216 100V103H218V100L219 101H221L222 102V104H223V98H221V100L220 99H215ZM214 100V101H215ZM261 100V99H260ZM16 101V100H15ZM141 101V100H140ZM167 101V102H166ZM204 101V100H203ZM229 101H230V99H229ZM228 101V102H229ZM248 101H250V100H248ZM110 103V104H107V103ZM151 102V101H150ZM45 103V102H44ZM64 103V102H63ZM251 103H254V102H251ZM257 103H259V101L257 102ZM260 103H261V101H260ZM46 104V103H45ZM201 104V103H200ZM221 104V103H220ZM230 104V103H229ZM111 105V106H110ZM195 105V104H194ZM227 105V104H226ZM256 105V104H255ZM254 105V106H255ZM3 106V105H2ZM18 106V105H17ZM125 106H127V107H130L131 108V110H133V111H131V114L133 115V120L132 121H129V122H127V121H124V119H123V117L122 116H120L121 114V111L120 110H123V112H124V115H125V119L126 118H128V113L126 112V108H125ZM191 106V105H190ZM206 106H207V104H206ZM230 106V105H229ZM253 106V105H252ZM253 106V107H254ZM40 107V108H41ZM47 107V106H46ZM46 107H44V109L43 110H47V109H45ZM107 107V108H106ZM150 107V106H149ZM169 109H168V108ZM210 107V106H209ZM260 107V106H259ZM18 108V107H17ZM112 108V109H111ZM236 108V107H235ZM191 109H192V107H191ZM1 110V109H0ZM40 110V109H39ZM213 110V109H212ZM257 110V109H256ZM5 111V110H4ZM3 111V112H4ZM8 111V110H7ZM6 111V112H7ZM21 111V110H20ZM59 111V112H60ZM203 111V110H202ZM209 111V110H208ZM231 111V110H230ZM229 111V112H230ZM237 111V110H236ZM255 111V110H254ZM5 112V113H6ZM139 113V115L138 114H136V113ZM171 112V111H170ZM173 112V111H172ZM253 112V111H252ZM261 112V111H260ZM20 113V112H19ZM199 113V112H198ZM202 113V112H201ZM203 113H205V112H203ZM202 113V114H203ZM264 113V112H263ZM3 114V113H2ZM23 114V113H22ZM25 114V115H26ZM39 114L40 113H38V117H39ZM59 114V113H58ZM114 114H116L115 116H116V118H115V120L113 121V119H112V116L114 115ZM229 114V113H228ZM234 114V113H233ZM232 114V115H233ZM243 114V113H242ZM11 115V114H10ZM36 115V114H35ZM41 115V114H40ZM181 115V114H180ZM196 115H197V112H196ZM204 115V114H203ZM218 115V114H217ZM231 115V116H232ZM236 115V114H235ZM262 115V114H261ZM5 116V115H4ZM14 116H15V114H14ZM21 116L22 115H20V118H21ZM74 116V115H73ZM137 116H139V118L137 117ZM176 116V115H175ZM191 116V115H190ZM202 116V115H201ZM201 116H199V117H201ZM234 116V115H233ZM245 116V115H244ZM258 116V115H257ZM9 117V116H8ZM36 117V116H35ZM34 117V118H35ZM53 117V116H52ZM59 117H60V114H59ZM207 117V116H206ZM260 117V116H259ZM7 118V117H6ZM54 118V117H53ZM183 118V117H182ZM210 118V117H209ZM19 119V118H18ZM75 119V120H76ZM198 119V118H197ZM229 119V118H228ZM240 119V118H239ZM3 119L1 118L0 119V126H4L3 125V121H5V120H3ZM27 119H25V121H26ZM33 120V119H32ZM52 120V119H51ZM55 120V121H56ZM71 122H70V121ZM166 120V121H165ZM169 120H170V117H169ZM221 120H223V119H221ZM261 120H263V119H261ZM18 121H20V120H18ZM54 121V120H53ZM195 121H196V119H195ZM230 121V120H229ZM11 122V121H10ZM52 122V121H51ZM51 122H49L50 123V125L51 126H53L54 124L53 123H51ZM112 122H114L115 124L112 126V129H108V127H110L111 126V124H112ZM197 122V121H196ZM228 122V121H227ZM252 122V121H251ZM193 123V122H192ZM198 123H200V122H198ZM241 123V122H240ZM254 123V122H253ZM262 123V122H261ZM5 124H6V122H5ZM53 124V125H52ZM169 125V124H168ZM180 125V124H179ZM193 125V124H192ZM252 126H253V124H251ZM73 126V127H72ZM223 126V125H222ZM221 126V127H222ZM225 126V125H224ZM256 126V125H255ZM254 126V127H255ZM261 126V125H260ZM7 127V126H6ZM33 127H36V126H33ZM188 127H189V125H188ZM191 127V126H190ZM257 127H258V124H257ZM256 127V128H257ZM4 128V127H3ZM105 128H106V130H105ZM168 128V127H167ZM183 128V127H182ZM220 128V127H219ZM250 128V127H249ZM2 128L0 127V137L1 138H3V142L1 141V144H2V147L4 148V149H6L8 146H6V145H9V144H6L5 143V141H6V139L8 138H5L4 136H2L1 135V133L3 132L2 130H1ZM36 129H38V128H36ZM186 129V128H185ZM221 129H223V128H221ZM240 129V128H239ZM189 130V129H188ZM199 130H201V129H199ZM238 130V129H237ZM250 130V129H249ZM254 130V129H253ZM47 131V130H46ZM180 131V130H179ZM178 131V132H179ZM214 131V130H213ZM222 131V130H221ZM220 131V132H221ZM258 131V130H257ZM190 132V131H189ZM202 132V131H201ZM244 132V131H243ZM211 133V132H210ZM52 134V135H53ZM192 134V133H191ZM194 134V133H193ZM202 134V133H201ZM208 134V133H207ZM214 134H215V132H214ZM213 134V135H214ZM220 134V133H219ZM218 134V135H219ZM252 134L254 135L255 133H253L252 132ZM263 134V133H262ZM4 135V134H3ZM45 135V134H44ZM174 135V134H173ZM172 135V136H173ZM176 135H178V134H176ZM184 135V134H183ZM223 135V134H222ZM252 135V136H253ZM257 135V134H256ZM49 136V135H48ZM208 136V135H207ZM238 136V135H237ZM248 136V135H247ZM51 137H53V136H51ZM174 137H175V135H174ZM179 137V136H178ZM177 137V138H178ZM194 137V136H193ZM223 137H225V136H223ZM230 137V136H229ZM4 138H5V140H4ZM176 138V139H177ZM215 138H216V136H215ZM214 138V139H215ZM244 138V137H243ZM248 138V137H247ZM260 138V137H259ZM264 137H262V139H263ZM42 139V138H41ZM172 139V138H171ZM194 139V138H193ZM210 139V138H209ZM226 139V138H225ZM258 139V138H257ZM1 140V139H0ZM46 140V139H45ZM51 140V139H50ZM71 140V139H70ZM130 140V139H129ZM129 140H128V142H129ZM173 140V139H172ZM204 140V139H203ZM228 140V139H227ZM254 140V139H253ZM259 140V139H258ZM64 141V140H63ZM119 141H121V142H119ZM141 141V140H140ZM146 141V140H145ZM182 141V140H181ZM195 141V140H194ZM194 141H192V142H194ZM213 141V140H212ZM211 141V142H212ZM225 141V140H224ZM229 141V140H228ZM230 141H232V138L230 139ZM44 142V141H43ZM125 142H127L126 141V139H125ZM190 142V141H189ZM199 142V141H198ZM198 142H196V143H198ZM226 142V141H225ZM233 142V141H232ZM256 142H257V140H256ZM134 143V142H133ZM141 143H144V142H142L141 141ZM154 143H152V144H150V145H148V146H150V147H153V145H154ZM173 143L175 144V142L173 141ZM185 143V142H184ZM223 143V142H222ZM221 143V144H222ZM260 143V142H259ZM116 144H118V146L116 147ZM128 144V143H127ZM126 144V145H127ZM173 144V145H174ZM203 144H205V143H203ZM212 144V143H211ZM241 144V143H240ZM245 144V143H244ZM243 144V145H244ZM250 144V143H249ZM255 144V143H254ZM121 145V144H120ZM123 145H125V144H123L122 143V146ZM131 145V144H130ZM129 145V146H130ZM135 145V144H134ZM139 145V144H138ZM147 144H144L143 146H145V147H148V146H146ZM195 145V144H194ZM223 145V144H222ZM239 145V144H238ZM253 145V144H252ZM259 145V144H258ZM257 145V146H258ZM128 146V147H129ZM139 146H141V147H143L142 145H139ZM155 146H157V145H155ZM174 146H176V145H174ZM173 146V147H174ZM184 146V145H183ZM188 146V145H187ZM200 146V145H199ZM249 146V145H248ZM251 146V145H250ZM120 148H121V146H119ZM123 147H126V146H123ZM144 147V148H145ZM160 147H155V148H157V149H159ZM179 147V146H178ZM192 147V146H191ZM209 147V146H208ZM225 147V146H224ZM229 147V146H228ZM233 147V146H232ZM143 148V149H144ZM172 148V147H171ZM180 148H183V147H180ZM179 148V149H180ZM189 148V147H188ZM217 148H218V146H217ZM223 148V147H222ZM227 148V147H226ZM235 148V147H234ZM243 148H244V146H243ZM251 148V147H250ZM123 149V148H122ZM137 149V148H136ZM142 149V148H141ZM140 149V150H141ZM142 149V150H143ZM146 149V148H145ZM149 149V148H148ZM153 149V148H152ZM156 149V150H157ZM172 149H174V148H172ZM208 149V148H207ZM220 149V148H219ZM218 149V150H219ZM238 149V148H237ZM1 150V149H0ZM6 150H8V149H6ZM5 150V151H6ZM12 150V149H11ZM118 150H119V148H118ZM121 150V149H120ZM194 150V149H193ZM217 150V149H216ZM235 150H236V148H235ZM247 150V149H246ZM10 151V150H9ZM21 151V150H20ZM137 151V150H136ZM135 151V152H136ZM138 151H139V148H138ZM153 152V150H151L150 149V152ZM155 151V150H154ZM157 151H159V150H157ZM157 151H155V152H157ZM176 151H177V149H176ZM184 151V150H183ZM116 152H118V151H116ZM140 152V151H139ZM151 152V153H152ZM165 152H166V150H165ZM164 152V153H165ZM178 152H180L179 150H178ZM196 152V151H195ZM194 152V153H195ZM203 152H205V151H203ZM5 153V152H4ZM163 153V154H164ZM173 153V152H172ZM185 153V152H184ZM215 153V152H214ZM220 153V152H219ZM258 153V152H257ZM17 154H19L18 152H17ZM111 154V155H110ZM113 154V155H112ZM118 154V153H117ZM144 154V153H143ZM153 154V153H152ZM161 154V153H160ZM181 154V153H180ZM188 154V153H187ZM192 154V153H191ZM204 154V153H203ZM240 154H242V153H240ZM254 154H255V151H254ZM154 155V154H153ZM189 155V154H188ZM196 155V154H195ZM213 155V154H212ZM215 155H217V153L215 154ZM235 155V154H234ZM257 155V154H256ZM260 155V154H259ZM6 156V155H5ZM11 156V155H10ZM14 156V155H13ZM172 156V155H171ZM182 156H184V155H182ZM194 156V155H193ZM203 156H205V155H203ZM229 156V155H228ZM237 156V155H236ZM249 156V155H248ZM251 156V155H250ZM19 157V156H18ZM62 157V156H61ZM161 157V156H160ZM192 157V156H191ZM14 158H16L15 156H14ZM173 158V157H172ZM218 158H220V157H218ZM217 158V159H218ZM232 158V157H231ZM114 159V160H115ZM181 159V158H180ZM2 160V159H1ZM205 160V159H204ZM208 160V159H207ZM222 160H224V159H222ZM240 160V159H239ZM17 161V160H16ZM116 161V160H115ZM168 161V160H167ZM178 161V160H177ZM190 161V160H189ZM203 161V159L201 160V162ZM244 161V160H243ZM13 161H11V159H9V158H6L4 161H0V221H2L3 223H7L9 220H8V218H7V212L2 208V206L3 205H5V204H11V205H13V204H17L18 202H16L15 203V201H14V198H16V196H18V194H19V191L17 190V188H15L14 186L12 187L11 185H10V182H12L13 180V178L12 177H14L13 175H14V173L12 172V170H14V169H17V167L15 166V165H17V162H16V164L15 165H13V163H12ZM14 162H15V159H14ZM200 162V163H201ZM206 162H208V161H206ZM230 162V161H229ZM252 163H253V161H251ZM178 163V162H177ZM185 163V162H184ZM187 163V162H186ZM232 163V162H231ZM239 163H240V161H239ZM245 163V162H244ZM180 164V163H179ZM196 164V163H195ZM263 164V163H262ZM21 165V164H20ZM190 165V164H189ZM188 165V166H189ZM214 165V164H213ZM250 165H251V163H250ZM14 166L16 167V168H14ZM224 166V165H223ZM158 167V166H157ZM219 167V166H218ZM237 167H238V165H237ZM248 167V166H247ZM179 168V167H178ZM256 168V167H255ZM176 169V168H175ZM242 170H243V168H241ZM249 169V168H248ZM258 169V168H257ZM173 170V169H172ZM182 170V169H181ZM187 170V169H186ZM242 170H239V173H240V171H242ZM245 170V169H244ZM254 170H256V169H254ZM253 170V171H254ZM19 171H21V170H19ZM148 171H150V170H148ZM184 171V170H183ZM215 171H216V169H215ZM230 171V170H229ZM250 171H251V169H250ZM253 171H252V173H253ZM21 172H23V171H21ZM249 172V171H248ZM247 172V173H248ZM255 172V171H254ZM72 173H74V175L72 174ZM154 173V172H153ZM168 173V172H167ZM237 173H238V171H237ZM236 173V174H237ZM243 173H245V171L244 172H242V174ZM250 173V172H249ZM257 173V172H256ZM18 174H19V172H18ZM22 174V173H21ZM147 174V173H146ZM173 174V173H172ZM178 174V173H177ZM180 174V173H179ZM207 174V173H206ZM258 174H259V172H258ZM181 175V174H180ZM241 175V174H240ZM247 175V174H246ZM257 175V174H256ZM72 176H73V178H72ZM172 176V175H171ZM183 176V175H182ZM181 176V177H182ZM190 176V175H189ZM215 176V175H214ZM243 177H245V175H242ZM248 176V175H247ZM74 177H76V179H78L77 181L75 180V178ZM180 177V178H181ZM195 177V176H194ZM193 177V178H194ZM242 177V178H243ZM256 177V176H255ZM259 177V176H258ZM256 178V179H259V178ZM72 178V179H71ZM171 178V177H170ZM177 178V177H176ZM179 178V179H180ZM204 178V177H203ZM219 178V177H218ZM237 178H239L238 176H237ZM242 178H240V179H242ZM247 178V177H246ZM64 179V178H63ZM100 179V178H99ZM99 179H98V181H99ZM175 179V178H174ZM217 179V178H216ZM215 179V180H216ZM239 179V180H240ZM255 179V178H254ZM255 179V180H256ZM37 180V179H36ZM74 180V181H73ZM110 180V179H109ZM166 180V179H165ZM188 180V179H187ZM195 180V179H194ZM244 179H242V181H243ZM248 180V179H247ZM38 181V180H37ZM42 181V180H41ZM40 181V182H41ZM63 181V180H62ZM97 181V182H98ZM177 181V180H176ZM182 181V180H181ZM184 181V180H183ZM238 181V180H237ZM245 181V180H244ZM251 181H253V180H251ZM250 181V182H251ZM129 182V181H128ZM154 182V181H153ZM157 182V181H156ZM190 182V181H189ZM207 182V181H206ZM215 182V181H214ZM241 182V181H240ZM239 182V183H240ZM249 182V183H250ZM254 182V181H253ZM47 183V182H46ZM88 183L89 184H91V185H88ZM109 183V182H108ZM112 183V182H111ZM165 183V182H164ZM171 183H173L172 181H171ZM249 183L248 184H245V182H243V184L244 185H249ZM256 182H254V184L253 185H257V184H255ZM60 184V183H59ZM87 184V185H86ZM110 184V183H109ZM108 184V185H109ZM154 184V183H153ZM167 184V183H166ZM174 184V183H173ZM173 184H172V186H173ZM242 184V185H243ZM252 184V183H251ZM14 185V184H13ZM31 185H32V182H31ZM30 185V183H29V187L31 186ZM34 185V184H33ZM42 185V184H41ZM61 185V184H60ZM85 185H86V187L87 186H89L87 189H85L86 187H85ZM127 185H128V183H127ZM190 185V184H189ZM196 185V184H195ZM206 185H208V184H206ZM243 185V186H244ZM46 186V185H45ZM112 186V185H111ZM118 186V185H117ZM159 186V185H158ZM182 186V185H181ZM193 186V185H192ZM221 186V185H220ZM245 186V187H246ZM250 187H251V185H249ZM51 187V186H50ZM101 187V186H100ZM155 187V186H154ZM163 187H164V184H163ZM170 187V186H169ZM175 187V186H174ZM177 187V186H176ZM201 187V186H200ZM248 188V186H247V189L249 190V189H252V188ZM253 187V186H252ZM256 187V186H255ZM38 188V187H37ZM43 188V187H42ZM49 188V187H48ZM80 190H79V189ZM103 188V187H102ZM101 188V190H103ZM144 188V187H143ZM108 189V188H107ZM160 189H162V188H160ZM168 189V188H167ZM170 189V188H169ZM168 189V190H169ZM189 189V188H188ZM192 189H194V188H192ZM207 189V188H206ZM109 191L108 192H111V190L110 189H108ZM163 190V189H162ZM177 190H178V188H177ZM191 190V189H190ZM253 190V189H252ZM182 191H184V190H182ZM202 191V190H201ZM231 191V190H230ZM233 191V190H232ZM104 192V191H103ZM140 192V191H139ZM164 192V191H163ZM166 192V191H165ZM175 192V191H174ZM186 192V191H185ZM191 192V191H190ZM205 192V191H204ZM144 193V192H143ZM179 193V192H178ZM237 193V192H236ZM162 194V193H161ZM164 194V193H163ZM169 194V193H168ZM185 194V193H184ZM196 194V193H195ZM198 194V193H197ZM226 194V193H225ZM231 194H233L232 192H231ZM54 195V194H53ZM53 195H52V197H53ZM74 195V198L72 197ZM76 195V196H75ZM110 195V194H109ZM108 195V196H109ZM114 195V194H113ZM183 195V194H182ZM201 195H203V194H201ZM227 195V194H226ZM244 195V194H243ZM145 196V195H144ZM175 196H176V194H175ZM174 196V197H175ZM224 196V195H223ZM233 196V195H232ZM245 196V195H244ZM71 197H72V199H71ZM112 197V196H111ZM170 197V196H169ZM168 197V199H171V198H169ZM200 197V196H199ZM199 197H197V199L199 198ZM202 197V196H201ZM224 197H226V196H224ZM228 198H229V196H227ZM236 197H237V195H236ZM104 198V197H103ZM110 198V197H109ZM146 198V197H145ZM154 198V197H153ZM157 198H158V196H157ZM160 198H161V196H160ZM162 198H163V196H162ZM181 198V197H180ZM193 198V197H192ZM227 198V199H228ZM240 198V197H239ZM248 198V197H247ZM30 200L32 199V195H31V197L29 198ZM51 199H53V198H51ZM111 199V198H110ZM130 199V198H129ZM164 199V198H163ZM176 199V198H175ZM174 199V200H175ZM223 199V198H222ZM225 199V198H224ZM224 199H223V201H224ZM232 199V198H231ZM263 199V198H262ZM21 200L24 202V204H25V200L26 199H22V197H21ZM101 200V199H100ZM131 200V199H130ZM159 200V199H158ZM157 200V201H158ZM165 200V199H164ZM167 200V199H166ZM220 200V199H219ZM244 200V199H243ZM247 200V199H246ZM244 201V202H247V201ZM145 201V200H144ZM147 201V200H146ZM149 201V200H148ZM155 201V200H154ZM162 201V200H161ZM225 201H226V199H225ZM250 201V200H249ZM38 202V201H37ZM49 202V201H48ZM65 202V201H64ZM68 203H69V200L67 201ZM72 202H74V201H72ZM75 202V203H76ZM86 202V206L84 207V203ZM103 202V201H102ZM167 202V201H166ZM171 202V201H170ZM222 202V201H221ZM243 202V201H242ZM243 202V203H244ZM50 203V202H49ZM131 203H132V201H131ZM173 203H175V202H173ZM172 203V204H173ZM195 203V202H194ZM224 203V202H223ZM242 203V204H243ZM252 203V202H251ZM259 203V202H258ZM263 203V202H262ZM77 204V203H76ZM140 204H142V203H140ZM147 204V203H146ZM152 204V203H151ZM158 204V203H157ZM170 204V203H169ZM168 204V205H169ZM172 204H171V207H172ZM227 204V203H226ZM233 204V203H232ZM264 204V203H263ZM262 204V205H263ZM52 205H51V207H52ZM65 205H68L67 203L65 204ZM65 205L63 206V207H65ZM161 205V204H160ZM167 205V206H168ZM178 205V204H177ZM176 205V206H177ZM220 205V204H219ZM223 205V204H222ZM230 205V204H229ZM249 205V207L252 205H250V204H248ZM247 205V206H248ZM262 205H260V206H262ZM14 206V205H13ZM133 206V205H132ZM137 206V205H136ZM143 206V205H142ZM152 206H154V204L152 205ZM162 206V205H161ZM164 206V205H163ZM162 206V207H163ZM231 206V205H230ZM238 206H240V205H238ZM246 206V205H245ZM258 206V205H257ZM68 207V206H67ZM140 207V206H139ZM144 207V206H143ZM169 207V206H168ZM170 207V208H171ZM175 207V206H174ZM173 207V208H174ZM227 207V206H226ZM229 207V206H228ZM256 207V206H255ZM259 207V206H258ZM14 208H16V207H14ZM98 208H100V210L98 209ZM111 208V207H110ZM150 208H152L151 206H150ZM172 208V209H173ZM176 209H177V207H175ZM230 208V207H229ZM242 208V207H241ZM54 210L55 211V209L54 208H51V210ZM63 209V208H62ZM156 209V208H155ZM163 209H165V208H163ZM169 209V208H168ZM185 209V208H184ZM197 209V208H196ZM215 209V208H214ZM247 209V208H246ZM258 209H264V208H258ZM257 209V210H258ZM65 210V209H64ZM106 209L104 208V211H105ZM149 210V209H148ZM153 210V209H152ZM166 210H167V207H166ZM223 210H224V208H223ZM234 210V209H233ZM243 210V209H242ZM241 210V211H242ZM251 210V209H250ZM59 211H62L61 209L59 210ZM91 211H94V213H92ZM103 211V212H104ZM108 211V210H107ZM133 211V210H132ZM169 211V210H168ZM228 211V210H227ZM232 211V210H231ZM255 211V210H254ZM259 211H261V210H259ZM52 212V211H51ZM122 212V211H121ZM146 212H147V210H146ZM145 212V213H146ZM149 212V211H148ZM161 212V211H160ZM164 212H165V210H164ZM244 212V211H243ZM263 212V211H262ZM261 212V213H262ZM90 213H92L91 214V216H90ZM124 213V212H123ZM143 213V212H142ZM181 213V212H180ZM254 213V212H253ZM53 214H54V212H53ZM58 214L59 213H57V216H58ZM100 214V213H99ZM149 214V213H148ZM152 214H153V211H152ZM161 214H163V213H161ZM168 214H169V212H168ZM168 214H167V216H168ZM235 214V213H234ZM244 214V213H243ZM255 214V213H254ZM257 215H259L260 216V213H258V211H257V213H256ZM254 215L257 219L259 218V219H261V217H257V215ZM61 215V213L59 214V216ZM143 215V214H142ZM154 215V214H153ZM164 215H166L165 213H164ZM190 215V214H189ZM242 215V214H241ZM252 215L253 214H251V217H252ZM58 216V217H59ZM158 216V215H157ZM166 216V217H167ZM171 216V215H170ZM221 216V215H220ZM223 216V215H222ZM222 216H221V218H222ZM229 216V215H228ZM232 216V215H231ZM253 216V217H254ZM264 216V215H263ZM45 218H44V220L42 221V219L40 218L39 220H32V221H30V223H29V229H27V233H26V239L27 240H23L22 242H21V246L19 247V253L20 254H18V253H14V255H13V253H11V254H9V257H8V259H6V257H5V254H4V251L2 250L3 249V247H4V243L2 242V240L0 241V253H1V258H2V260L0 261V264H7V262L8 261H14V263L15 264H38L39 262H38V258L40 257V253H41V251H42V254L44 255L45 254V252H46V249H47V251H50L51 249H50V247H51V245H52V242L54 241H57L56 242V247H58V249L59 250H61V249H63L64 248V243L62 242V241H60V240H58V238H57V236L56 237H50V235H49V231H50V229L51 228H53V227H50L52 224V218L51 219H48V217L46 218V216H44ZM57 217V218H58ZM142 217V216H141ZM180 217V216H179ZM230 217V216H229ZM241 217H243V216H241ZM247 217V216H246ZM244 218V219H247V218ZM42 218H43V216H42ZM50 218V217H49ZM92 218V217H91ZM100 218V217H99ZM121 218V217H120ZM161 218H165V217H162V216H160V218H159V221H158V218H157V221H158V223L161 221ZM186 218V217H185ZM185 218H183V219H185ZM226 218V217H225ZM234 218V217H233ZM37 219V218H36ZM152 219V218H151ZM166 219V218H165ZM180 219V218H179ZM50 220H51V223H50ZM100 220H104L103 218L101 219L100 218ZM106 220V219H105ZM122 220V219H121ZM148 220H150V219H148ZM156 220V219H155ZM167 220V219H166ZM165 220V221H166ZM181 220V219H180ZM235 220V219H234ZM241 220V219H240ZM239 219H238V221H240ZM262 220V219H261ZM61 221V220H60ZM154 221V220H153ZM165 221L163 220V222H161V223H163V224H165ZM169 221V220H168ZM184 221V220H183ZM191 221V220H190ZM231 221V220H230ZM246 221V220H245ZM42 222H45V223H47V227H45V229H46V231L45 230H43V233H44V235H45V237L47 238H45V239H42L43 237H38V235H39V233H37L36 231L39 229L40 230V228L42 227ZM105 222V221H104ZM122 222V221H121ZM145 222V221H144ZM167 222V221H166ZM220 222V221H219ZM240 222H242V220L240 221ZM248 222V224H250L249 223V220L247 221ZM252 222H256L255 221V218H254V220L252 221V218H251V224H252ZM262 222V221H261ZM151 223V222H150ZM157 223V224H158ZM169 223V222H168ZM184 223H186V222H184ZM224 223H225V220H224ZM264 223V222H263ZM54 224H55V222H54ZM153 224V223H152ZM156 224V226H150L151 228L153 227H155L154 229L158 232V227L157 226H159V225H157ZM167 224V223H166ZM222 224V223H221ZM255 224H258V223H255ZM259 224H260V220H259ZM45 225V224H44ZM153 225H155V224H153ZM162 225V224H161ZM186 225V224H185ZM198 225V224H197ZM218 225V224H217ZM216 225V226H217ZM254 225V223L252 224V225H246V223H245V226H248V228L247 229H249L250 231L255 227V225ZM41 226V227H40ZM111 226V225H110ZM113 226V225H112ZM212 226V225H211ZM214 226V225H213ZM233 226V225H232ZM250 226H252V227H250ZM50 227V228H49ZM106 227H107V225L104 227L105 229H106ZM136 227H138V226H136ZM156 227H157V229H156ZM164 227V226H163ZM218 227V226H217ZM224 227V226H223ZM231 227V226H230ZM241 227V226H240ZM258 227H259V225H258ZM9 227H7V229H8ZM58 228V227H57ZM61 228H62V226H61ZM114 228V227H113ZM146 228V227H145ZM152 228V229H153ZM176 228H178V227H176ZM181 228V227H180ZM216 228V227H215ZM214 228V229H215ZM242 228V227H241ZM246 228H243L242 229V231L243 232H245V231H247L248 232V230H245L244 231V229H246ZM251 228V229H250ZM256 228H257V225H256ZM261 228V227H260ZM260 228H257V229H259L260 230ZM44 229V228H43ZM54 229V228H53ZM151 229V230H152ZM153 229V230H154ZM160 229H161V226H160ZM164 229V228H163ZM223 229V228H222ZM229 229V228H228ZM257 229L255 230V231H257ZM263 228H261V230H262ZM42 230V229H41ZM52 230V229H51ZM107 230V229H106ZM124 230V229H123ZM146 230V229H145ZM154 230V231H155ZM165 230V229H164ZM166 230H168V229H166ZM165 230V231H166ZM193 230V229H192ZM241 230V229H240ZM254 230H253V232H254ZM45 231V232H44ZM53 231V230H52ZM56 231V230H55ZM111 231H112V228H111ZM113 231H114V229H113ZM155 231V232H156ZM165 231H163V232H165ZM217 231V230H216ZM221 231V230H220ZM230 231V230H229ZM263 231H264V229H263ZM263 231H260V234H262L261 232H263ZM106 232H108V231H106ZM106 232L104 233V235L106 234ZM125 232V231H124ZM129 232V231H128ZM130 232H131V230H130ZM135 232V231H134ZM138 232V231H137ZM145 232V231H144ZM159 232H161V230L159 231ZM169 232V231H168ZM241 232V231H240ZM247 232H245V236H247L246 238L248 239V238H250L251 236H252V234H250L251 236L249 237L246 233ZM253 232H251V233H253ZM259 232V231H258ZM38 235H37V234ZM42 233V232H41ZM40 233V234H41ZM56 233V232H55ZM113 233H115V232H113ZM119 233V232H118ZM117 233V234H118ZM146 233V232H145ZM239 233V232H238ZM51 234V233H50ZM140 234V233H139ZM147 234H148V232H147ZM146 234V235H147ZM254 234H256L255 232H254ZM254 234H253V236H254ZM37 235V236H36ZM43 235V236H44ZM108 235H109V237H110V234H109V232L106 234V238H108ZM119 235V234H118ZM127 235H129V234H127ZM136 235V234H135ZM150 235V234H149ZM154 235V234H153ZM230 235V234H229ZM244 235H241V236H243L242 238H244ZM258 235H259V233H258ZM40 236V235H39ZM120 236V235H119ZM141 236V235H140ZM159 236L160 235H158V238H159ZM162 236V235H161ZM173 236V235H172ZM195 236V235H194ZM233 236V235H232ZM252 236V237H253ZM260 236H262V238H263V236L264 235H260ZM142 237V236H141ZM150 237V236H149ZM153 237V236H152ZM155 237H157L156 235H155ZM154 237V238H155ZM166 237V236H165ZM239 237H240V235H239ZM250 238V239H253V238ZM256 237V236H255ZM7 238H9V240H10V236H7ZM111 238V237H110ZM137 238V237H136ZM147 238V237H146ZM167 238V237H166ZM189 238H191V236L189 237ZM199 238V237H198ZM234 238V237H233ZM241 238V239H242ZM245 238V241L247 240ZM261 238V239H262ZM135 239V238H134ZM133 239V240H134ZM150 239H152V238H150ZM196 239V238H195ZM223 239V238H222ZM222 239H220V240H222ZM259 239V238H258ZM108 240V239H107ZM114 240V239H113ZM138 240V239H137ZM143 240V239H142ZM153 240V239H152ZM151 240V242H153ZM233 240V239H232ZM235 240V239H234ZM237 240V239H236ZM235 240V241H236ZM49 241L51 242V244L49 243ZM97 241V240H96ZM139 241V240H138ZM147 241H149V240H147ZM156 241V240H155ZM176 241V240H175ZM192 241V240H191ZM190 241V242H191ZM200 241V240H199ZM223 241H224V239H223ZM234 241V242H235ZM242 241V240H241ZM244 241V243L245 244H247V245H241L240 244V248H242V247H246V246H248V243H246ZM250 242H251V240H249ZM248 241V242H249ZM253 241V240H252ZM263 241V240H262ZM261 241V242H262ZM114 242V241H113ZM165 242H167V240L165 241ZM213 242V241H212ZM215 242V241H214ZM213 242V243H214ZM232 242V241H231ZM230 242V243H231ZM234 242H232V244L234 243ZM255 242V241H254ZM258 242H260V241H258ZM264 242V241H263ZM91 243V242H90ZM108 243V242H107ZM110 243V242H109ZM125 243H126V241H125ZM134 243V242H133ZM143 243V242H142ZM144 243H146V242H144ZM176 243V242H175ZM197 243V242H196ZM217 243V242H216ZM216 243H214V244H216ZM221 243V247L222 248H224L223 246H222V244L223 245H225V243H222V242H220ZM112 244V243H111ZM129 244V243H128ZM138 244V243H137ZM136 244V245H137ZM140 244V243H139ZM155 244V243H154ZM167 244V243H166ZM204 244V243H203ZM227 244V243H226ZM255 244L257 245V239H256V242H255ZM255 244H253V245H255ZM263 244V243H262ZM122 245V244H121ZM135 245V244H134ZM143 245V244H142ZM161 245V244H160ZM160 245H159V247H160ZM164 245V244H163ZM195 245V244H194ZM231 245V244H230ZM249 245H250V243H249ZM251 245H252V243H251ZM251 245H250V247H251ZM255 245V246H256ZM258 245H259V243H258ZM100 245H98V247H99ZM119 246V245H118ZM158 246V245H157ZM156 246V247H157ZM168 246V245H167ZM179 246V245H178ZM220 246V245H219ZM254 246V247H255ZM260 246V245H259ZM258 246V247H259ZM95 247V246H94ZM100 247H102V246H100ZM120 247V246H119ZM130 247V246H129ZM136 247V246H135ZM138 247V246H137ZM141 247V246H140ZM146 247V246H145ZM155 247V246H154ZM213 247V246H212ZM234 247V246H233ZM249 247V246H248ZM249 247V248H250ZM262 247V246H261ZM260 247V248H261ZM44 248H46V249H44ZM121 248H123V247H121ZM218 248V247H217ZM230 248V247H229ZM239 248V249H240ZM248 248V249H249ZM42 249H44L45 251H44V253H43V250ZM49 249V250H48ZM126 249V248H125ZM136 249V248H135ZM150 249V248H149ZM220 249V248H219ZM218 249V250H219ZM226 249V250H225ZM225 249H223V250H225V251H227V248H225ZM246 249V248H245ZM256 249H257V247H256ZM123 250V249H122ZM140 250V249H139ZM145 250H146V248H145ZM145 250H144V252H145ZM148 250V249H147ZM231 250H232V247H231ZM236 250H238V249H236ZM247 250V249H246ZM264 249H263V247H262V251H263ZM11 251H13L12 250V248H11ZM16 251V250H15ZM56 251V250H55ZM58 251V250H57ZM157 251V250H156ZM159 251V250H158ZM157 251V252H158ZM214 251V250H213ZM229 251V250H228ZM242 251H244L243 249H242ZM254 251V250H253ZM256 251V250H255ZM260 251V250H259ZM259 251H256V252H258L259 254H260V252ZM100 252V251H99ZM134 252V251H133ZM132 252V253H133ZM150 252H151V250H150ZM221 253H223L222 251H220ZM219 252V253H220ZM239 252H241V251H239ZM239 252H237V253H239ZM250 252V251H249ZM47 253V252H46ZM49 253H51V251L49 252ZM48 253V254H49ZM69 255L70 254H72V250H70L69 249V251L67 252ZM74 253H75V251H74ZM149 253V252H148ZM225 253V252H224ZM227 253V252H226ZM233 253V252H232ZM232 253L230 252V256L229 255H227V254H229V252L227 253V254H224L223 256H225V255H227V256H229V258H231L230 259V261H228V259L226 258V262L228 261V263L227 264H231V260L233 259V261H234V258H232L233 256H235V254H233L232 255ZM236 253V257H237V255H239V254H237ZM253 253V252H252ZM255 253V252H254ZM48 254L46 255L47 257H48ZM129 254V253H128ZM127 254V255H128ZM141 254V253H140ZM263 254H264V252H263ZM50 256H51V254H49ZM133 255V254H132ZM136 255V254H135ZM139 255V254H138ZM155 255V254H154ZM172 255V254H171ZM192 255V254H191ZM218 255V254H217ZM216 255V256H217ZM222 255V254H221ZM221 255L219 254V256L221 257ZM10 256H13V257H10ZM68 256V255H67ZM130 257H131V255H129ZM128 256V257H129ZM134 256V255H133ZM167 256V255H166ZM196 256V255H195ZM208 256V255H207ZM218 256V258H220ZM222 256V258H223V262H224V257ZM227 256H225V257H227ZM232 256V257H231ZM250 256V255H249ZM260 256H262L261 254H260ZM260 256H258V257H260ZM264 256V255H263ZM263 256H262V258L261 259H264L263 258ZM42 257V256H41ZM57 257V256H56ZM210 257H211V255H210ZM257 257V256H256ZM257 257V258H258ZM153 258V257H152ZM177 258V257H176ZM191 258H193V257H191ZM215 258V257H214ZM213 257H211L210 259H214ZM217 258V261L215 260V263L216 262H219V260L221 259H218ZM250 258V257H249ZM259 258V259H260ZM40 259V258H39ZM146 259V258H145ZM161 259V258H160ZM209 259V260H210ZM245 259V258H244ZM256 259V258H255ZM254 259V260H255ZM258 259V260H259ZM165 260H167V259H165ZM170 260V259H169ZM236 260V259H235ZM247 260H248V258H247ZM251 261L253 260V259H250ZM250 260H249V262H250ZM258 260H255V261H258ZM197 261V260H196ZM207 261H208V258H207ZM206 261V262H207ZM211 261V260H210ZM210 261H208V263H206V264H209L210 263ZM212 261H214V260H212ZM211 261V262H212ZM262 261V260H261ZM161 262V261H160ZM169 262H171V261H169ZM186 262V261H185ZM222 262V263H223ZM243 262V261H242ZM259 262V261H258ZM139 263V262H138ZM158 263V262H157ZM200 263V262H199ZM213 263V262H212ZM214 263V264H215ZM225 263V262H224ZM223 263V264H224ZM235 263V262H234ZM255 263H257V262H255ZM262 264V262H259L258 264ZM140 264V263H139ZM182 264H188V262L187 263H182ZM192 264V263H191ZM196 264H197V262H196ZM211 264V263H210ZM219 264V263H218ZM220 264H221V261H220ZM233 264V263H232ZM236 264V263H235ZM238 264V263H237ZM241 264V263H240ZM245 264H248L247 262L245 263ZM251 264V263H250ZM254 264V263H253Z\"/></svg>", "mask_w": 264, "mask_h": 264}]
</instances>
